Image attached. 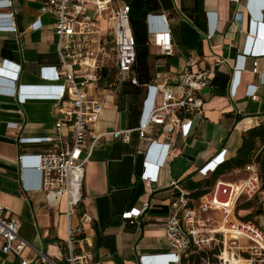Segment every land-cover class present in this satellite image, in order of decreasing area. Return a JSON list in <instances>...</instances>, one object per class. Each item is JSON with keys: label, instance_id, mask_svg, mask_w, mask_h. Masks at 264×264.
<instances>
[{"label": "crops", "instance_id": "0c3cea01", "mask_svg": "<svg viewBox=\"0 0 264 264\" xmlns=\"http://www.w3.org/2000/svg\"><path fill=\"white\" fill-rule=\"evenodd\" d=\"M9 1L11 6L0 7V25L14 23L17 31H0V68L7 63L19 67V72L15 71L18 72L16 79L5 76L0 81L13 82V88L48 84L40 80L39 71L43 66L58 64L53 19L40 13L42 0ZM156 1L159 8L144 19L151 79L144 84L138 82L140 91L136 102L131 107L128 96L120 93L123 84L111 87L114 69L109 67L102 69L97 88L90 92L105 101L90 137H103L85 165L82 202L70 224L77 227L81 214L91 218V223L84 226L79 236L87 240L77 243L76 251L88 250L102 264H140L141 256L170 252L162 223L169 215L170 203L179 194L172 183L187 193L195 205L203 194L200 193L207 191L215 180L237 182L243 179L245 165L231 169L226 166L236 157L246 132L259 126L264 128V55L256 58L258 73L252 72L253 57L241 58L242 54L246 55L243 50L248 38L253 39L252 51L262 47L264 0ZM131 2L114 0L113 5L128 4L130 18L136 17L138 13L131 9ZM10 13H13L11 23L7 19ZM149 15L154 19L149 21ZM159 15H164L168 21L173 56L162 55L151 43V31L163 27L156 17ZM36 20L41 28L32 30ZM101 28L105 30L104 23ZM189 62L193 63L194 70L211 66L215 69L208 87L202 91V115L192 118L184 138L180 134H167L163 126L150 127L145 136L170 144L171 150L166 163L157 172V181L148 183L141 178L148 140L140 139L136 130L147 96L146 85L154 81L157 85L165 84L164 91L156 96L158 102L165 98L177 99L180 89L176 77ZM241 62L243 69L237 67ZM235 66L242 71L233 94ZM1 86L7 85L2 82ZM252 88H256L255 100L250 97ZM56 121L53 101L29 97L21 101L0 95V205L18 217L19 235L31 249L62 263L67 230L64 202L61 201L57 209L52 208L45 194L36 189L37 172L31 165L23 166L19 160L22 155L47 150L49 144L18 142L19 138L53 135ZM116 130L130 131L129 141L114 139L110 133ZM255 145L248 164H256L253 159L258 152L264 156V139L262 142L256 139ZM223 149H226L227 160L219 166L221 174L214 180V174L200 176L198 170ZM260 178L258 194L242 199L235 214L264 230V175ZM145 202L149 207L138 218L122 217L133 208L141 209ZM25 255H31L29 250ZM196 255L182 258L180 264H195L190 263L189 258ZM4 264H17V260L6 257Z\"/></svg>", "mask_w": 264, "mask_h": 264}, {"label": "built area", "instance_id": "2783aa9c", "mask_svg": "<svg viewBox=\"0 0 264 264\" xmlns=\"http://www.w3.org/2000/svg\"><path fill=\"white\" fill-rule=\"evenodd\" d=\"M113 1L42 0L40 13L48 14L53 19L58 64L40 68L39 78L48 84L28 88L20 86V95L18 88H13V82L2 81L7 86L0 88V95L21 101L27 97L42 98L56 105L57 121L53 135L18 139L20 144H49V148L41 153L22 155L19 160L23 166L31 165L37 172L39 183L36 189L45 194L52 208L57 209L60 202H64L67 230L65 256L60 263L42 251L31 249L19 235L18 217L0 205V264H4L6 257L16 259L17 264H102L88 250L76 251V244L87 240V237L79 236L84 226L91 223V218L81 214L75 228L71 226L70 219L79 213L85 165L103 137H90L91 128L97 123L105 103L90 92L97 88L101 71L106 67L114 69L111 87L126 82L138 85L136 77L131 75L136 52L130 25V6L122 4L114 7ZM9 6V0L0 1L1 8ZM7 15L10 22L13 13ZM156 17L163 27L151 31V43L162 55L173 56L174 45L168 21L164 15ZM147 19L151 21L154 17L149 15ZM103 23L105 30L101 28ZM40 26L39 20H36L32 30ZM0 31L16 32L17 29L12 23L0 25ZM252 41L248 38L243 50L246 55L242 54L241 58L253 57L252 72L258 73L256 58L264 55V39L259 51L251 50ZM241 63L237 67L243 69ZM192 66L193 63L189 62L177 74L176 83L180 89L177 99L165 98L158 102L156 96L164 91L165 84L157 85L154 81L146 85L147 96L142 103L141 119L136 130L140 139L148 140L141 175L148 183L157 181V172L166 163L171 150L170 144L158 143L145 136L150 127L163 126L167 134H180L184 138L188 135L192 118L202 115V91L208 87L215 69L211 66L209 69L194 70ZM15 71L19 72V67L7 63L0 68V74L8 78L16 79L18 72ZM241 71L236 66L233 69V94ZM255 92L256 88L249 91L252 100L256 99ZM145 109L151 111L146 123L142 121ZM129 132L116 130L110 135L128 142ZM226 160V149H223L197 173L208 177ZM243 171L246 176L237 182L215 180L195 205L187 193L172 183L179 194L170 203L169 215L162 223L170 252L141 256L140 264H180L182 258L202 252L206 257L201 259L200 264H232V261L233 264H264V230L252 222L239 219L235 214L242 199L253 198L261 189L257 165H245ZM148 207L145 202L141 209L133 208L123 213L122 217L136 219ZM26 250H29L30 256L25 255ZM209 256L215 260L210 262Z\"/></svg>", "mask_w": 264, "mask_h": 264}, {"label": "trees", "instance_id": "16d2710c", "mask_svg": "<svg viewBox=\"0 0 264 264\" xmlns=\"http://www.w3.org/2000/svg\"><path fill=\"white\" fill-rule=\"evenodd\" d=\"M159 5L156 0H132L131 9L138 13V16L130 18V25L134 36V45L136 52L135 64L132 68V77H136L139 84H144L151 79L150 66L148 64L149 52L147 48V37L145 30L144 19L149 12L156 11ZM135 14V13H134ZM139 88L131 85L129 82L123 83L120 93L127 95L130 99L131 107L137 100ZM259 139L261 142L264 139V128L259 126L246 132L243 137L241 147L237 151V155L231 160V163L226 166V169L242 167L251 161V154L256 149L255 141ZM253 161L258 165L260 175L263 179L264 175V156L262 152H258ZM213 180L221 174L220 168L213 173ZM204 193L201 192L200 195ZM199 195V194H198ZM217 252V250H216ZM205 253L197 254L189 258L190 263H200L201 258H205Z\"/></svg>", "mask_w": 264, "mask_h": 264}, {"label": "clouds", "instance_id": "9594fccd", "mask_svg": "<svg viewBox=\"0 0 264 264\" xmlns=\"http://www.w3.org/2000/svg\"><path fill=\"white\" fill-rule=\"evenodd\" d=\"M1 84H2V82L0 81V88H2ZM16 87H17V86H16ZM17 88H18V95H20L21 90H20L19 87H17ZM150 113H151V111L148 110V109H145V110L143 111V113H142V121H143L144 123H146V122L149 120V118H150Z\"/></svg>", "mask_w": 264, "mask_h": 264}, {"label": "rangeland", "instance_id": "374dc122", "mask_svg": "<svg viewBox=\"0 0 264 264\" xmlns=\"http://www.w3.org/2000/svg\"><path fill=\"white\" fill-rule=\"evenodd\" d=\"M108 37H109V36H108ZM108 39H109V38H108ZM243 244H245V242H244ZM209 258H210V262H212L213 260H215V258L212 257V256H209Z\"/></svg>", "mask_w": 264, "mask_h": 264}, {"label": "water", "instance_id": "95a60500", "mask_svg": "<svg viewBox=\"0 0 264 264\" xmlns=\"http://www.w3.org/2000/svg\"><path fill=\"white\" fill-rule=\"evenodd\" d=\"M0 75H1V76H0V77H1L0 79H4V77H5V76H4V75H2V74H0Z\"/></svg>", "mask_w": 264, "mask_h": 264}, {"label": "bare ground", "instance_id": "6f19581e", "mask_svg": "<svg viewBox=\"0 0 264 264\" xmlns=\"http://www.w3.org/2000/svg\"><path fill=\"white\" fill-rule=\"evenodd\" d=\"M234 262L232 261V264H233Z\"/></svg>", "mask_w": 264, "mask_h": 264}]
</instances>
